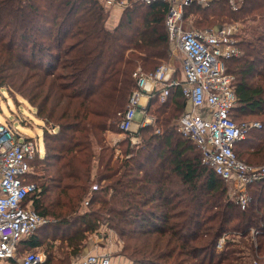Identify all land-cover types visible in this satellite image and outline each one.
<instances>
[{
    "label": "trees",
    "instance_id": "obj_1",
    "mask_svg": "<svg viewBox=\"0 0 264 264\" xmlns=\"http://www.w3.org/2000/svg\"><path fill=\"white\" fill-rule=\"evenodd\" d=\"M236 1V10L228 0L205 8L193 3L184 16L197 17L200 30L253 23L236 37L241 55L226 65L237 95L231 116L239 125L262 126L249 131L235 152L248 166L260 167L264 0ZM168 9L132 1L109 29L101 0H0V89L23 96L51 127L31 178L37 185L32 207L49 223L22 241L18 254L67 236L74 252L57 263L49 256L46 264H70L80 254L78 244L103 222L127 242L124 253L132 264H264V182L248 187L252 201L242 210L236 193L231 197L234 184L204 165L199 147L179 134L187 107L181 88L163 102L159 91L150 98L147 112L158 127L135 134L119 129L136 87L134 72L153 73L171 59ZM108 134L126 135L123 159ZM76 225L82 228L73 232Z\"/></svg>",
    "mask_w": 264,
    "mask_h": 264
},
{
    "label": "built area",
    "instance_id": "obj_2",
    "mask_svg": "<svg viewBox=\"0 0 264 264\" xmlns=\"http://www.w3.org/2000/svg\"><path fill=\"white\" fill-rule=\"evenodd\" d=\"M145 5L166 4V26L172 47L183 56L184 82L174 79V69L162 64L153 73L138 68L133 78L136 87L119 124L123 133L135 134L134 126L147 112L141 100L146 93L160 91L162 101L167 100L173 88H181L187 107L178 121V132L196 144L202 153V162L225 182L234 184L236 198L242 210L252 201L248 187L264 182V166L252 167L240 161L235 152L238 142L259 122L237 124L231 116L237 106L235 76L227 68V61L241 55L236 37L237 28L221 25L206 29H185L184 11L193 3L209 7L214 0H137ZM234 10L236 0H228ZM108 7L126 8L127 2L107 0ZM187 24V23H186ZM154 119L145 120L140 128L152 125ZM132 145L138 139H131ZM38 141L26 139L10 124L0 122V264L16 260L22 241L35 235L49 222L32 207L31 198L37 185L31 181L35 173L34 161L41 154ZM96 189V187H94ZM88 202L84 206H87ZM225 239L217 244L222 250ZM109 254H88L75 264H113ZM47 256L40 250L28 252L20 264H46ZM254 264H259L254 262Z\"/></svg>",
    "mask_w": 264,
    "mask_h": 264
},
{
    "label": "rangeland",
    "instance_id": "obj_3",
    "mask_svg": "<svg viewBox=\"0 0 264 264\" xmlns=\"http://www.w3.org/2000/svg\"><path fill=\"white\" fill-rule=\"evenodd\" d=\"M105 3L107 0H101ZM116 1H124L127 2V7L131 4L132 1L136 0H116ZM231 5V4H230ZM126 7V8H127ZM125 8V9H126ZM124 8L119 7H108L109 17L106 22V26L109 29H114L119 24L120 18L125 11ZM195 18L191 16L186 20L185 27H189V29H199L195 27L194 21ZM253 23L250 22L248 25L243 24L241 22L228 24L229 26H233L238 30V36L245 35L249 26ZM182 59L183 56L180 52L176 51L172 54L171 59L166 64H169L173 68H175L178 72L182 66ZM153 118V117H152ZM155 121L150 126L156 125V119L153 118ZM256 120H260L257 118ZM0 122L5 124H10L14 130H17L22 137L26 139L36 140L39 142L41 146L42 153L44 152V145H43V133L45 130H50L51 127L48 126L43 120L37 117L35 110L31 107L28 101L19 94H14V92H10L7 89H0ZM176 123V122H175ZM157 126V125H156ZM158 127V126H157ZM140 129V127H139ZM138 129V131H139ZM161 130V128H159ZM159 130V131H160ZM162 131V130H161ZM109 144L114 147L118 148L116 155H121L123 159L122 150L126 149V145L124 147L120 146L126 140V135L124 134H108L107 135ZM120 146V147H119ZM247 157V156H246ZM234 193H236L235 189L231 192V197H234ZM87 209L85 206L81 207L80 213H85ZM51 223H53L51 221ZM82 228L81 225H76L72 228L73 232L78 229ZM59 238V237H58ZM67 236H64L63 239H51L44 242L40 251L45 252L47 258L49 256H53L55 258V263H57L58 259L66 258L68 254L74 252V248L68 247ZM127 242H124L118 234L109 228L108 223H103L99 225L97 231L88 233L87 239L84 243H79L80 246V254L76 257H71L70 264H75L77 260L81 259L82 257L88 254H109L112 256L113 264H132L131 260L126 256L127 254L124 253V246ZM77 244V243H76ZM24 253L18 254L16 260L18 264H20L21 259L24 257ZM5 264H12L11 262H7Z\"/></svg>",
    "mask_w": 264,
    "mask_h": 264
},
{
    "label": "crops",
    "instance_id": "obj_4",
    "mask_svg": "<svg viewBox=\"0 0 264 264\" xmlns=\"http://www.w3.org/2000/svg\"><path fill=\"white\" fill-rule=\"evenodd\" d=\"M185 29H186V30H190L189 27H185ZM181 63H182V62H181ZM173 69H174V71H175V73H174V79H175V80H178V81H180V82L183 83V82H184V76H183V68H182V66H181V69L179 70V72H178L175 68H173ZM150 91H151V90H150ZM150 91H149V93H146L145 97H143L142 100H141V104H142L143 107H145L146 112L148 111L150 98H151L156 92H158L159 90H155V92H150ZM159 92H160V91H159ZM160 97H161V95H160ZM161 101H162V99H161ZM162 102H163V101H162ZM151 118H152V117L148 115V112H147V116H146V117H144V118L139 117L138 120H137V122H136V124H135V126H134V131L137 130V129L140 127V125H141L145 120H149V119H151ZM39 250H41V249H39Z\"/></svg>",
    "mask_w": 264,
    "mask_h": 264
}]
</instances>
